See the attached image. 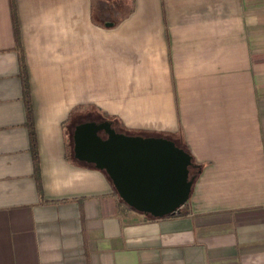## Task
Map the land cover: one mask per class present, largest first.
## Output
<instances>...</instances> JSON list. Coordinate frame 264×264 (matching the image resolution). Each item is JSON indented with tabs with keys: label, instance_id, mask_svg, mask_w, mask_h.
I'll return each mask as SVG.
<instances>
[{
	"label": "crops",
	"instance_id": "crops-1",
	"mask_svg": "<svg viewBox=\"0 0 264 264\" xmlns=\"http://www.w3.org/2000/svg\"><path fill=\"white\" fill-rule=\"evenodd\" d=\"M94 1L0 0V264H264V0ZM91 121L186 145L202 168L177 215L70 155Z\"/></svg>",
	"mask_w": 264,
	"mask_h": 264
},
{
	"label": "water",
	"instance_id": "water-1",
	"mask_svg": "<svg viewBox=\"0 0 264 264\" xmlns=\"http://www.w3.org/2000/svg\"><path fill=\"white\" fill-rule=\"evenodd\" d=\"M75 160L109 178L118 197L152 218L175 214L190 197L191 156L169 139L116 132L111 123L85 122L72 133Z\"/></svg>",
	"mask_w": 264,
	"mask_h": 264
},
{
	"label": "trees",
	"instance_id": "trees-1",
	"mask_svg": "<svg viewBox=\"0 0 264 264\" xmlns=\"http://www.w3.org/2000/svg\"><path fill=\"white\" fill-rule=\"evenodd\" d=\"M13 26H14V34H15V40H16V49L18 51V59H19V77L22 84V95H23V103L25 107L26 112V129L28 130L29 134V141H30V154L31 159L33 163V169H34V179L36 181V185L38 190H41L40 185V172H39V158H38V152H37V143H36V136L34 131V123H33V112H32V106L30 101V90H29V83H28V76H27V70L26 65L24 62L21 46H20V40H19V32H18V25L17 20L15 16V12L13 11ZM176 146L182 148L186 153H189L186 145L184 143H175ZM191 156V155H190ZM201 166L198 165L194 159L191 156V165L189 167V176L190 178H193V184L196 181L198 175L201 172ZM192 184V186H193ZM179 211V210H178ZM176 212L175 214L171 215H177L179 212Z\"/></svg>",
	"mask_w": 264,
	"mask_h": 264
},
{
	"label": "rangeland",
	"instance_id": "rangeland-1",
	"mask_svg": "<svg viewBox=\"0 0 264 264\" xmlns=\"http://www.w3.org/2000/svg\"><path fill=\"white\" fill-rule=\"evenodd\" d=\"M120 3L122 4V0H111L110 2V8H114V7H119L120 6ZM125 4V6H124ZM93 8L94 9H99V8H102V7H106V6H103V2H101V0H95L93 2ZM123 7L125 8H129V2H123ZM116 132L118 131L117 129H114ZM69 153L70 155L72 154V138L70 137V141H69Z\"/></svg>",
	"mask_w": 264,
	"mask_h": 264
}]
</instances>
